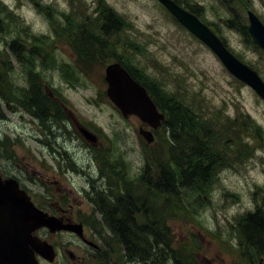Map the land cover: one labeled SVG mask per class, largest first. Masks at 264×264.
Masks as SVG:
<instances>
[{
  "label": "rangeland",
  "instance_id": "rangeland-1",
  "mask_svg": "<svg viewBox=\"0 0 264 264\" xmlns=\"http://www.w3.org/2000/svg\"><path fill=\"white\" fill-rule=\"evenodd\" d=\"M176 1L210 25L264 79V50L244 33L248 10L264 22V0ZM104 6L125 21L108 38L98 27ZM82 29L104 40L97 51L75 36ZM115 61L148 85L151 77L200 104L210 119L245 113L261 127L260 135L241 132L252 151L217 172L201 206L184 208L178 199L164 196L151 202L166 219L172 247L160 246L150 264H176L168 260L174 254L187 264H252L240 249L236 224L257 207V192L264 189V100L158 0H0L3 177L22 183L44 210L58 214L60 206L67 212L64 219L84 222L86 238L100 247L71 231L41 230L39 235L59 250L54 262L41 258V263L148 264L130 256L110 231L98 200L104 197L112 205L113 197L131 192L142 197L149 167L158 159L170 160L169 131L163 124L145 126L155 135L148 143L139 133L140 118L124 117L110 100L106 67ZM30 72L41 78V91L51 104L44 120L28 103ZM78 122L97 136L96 143L82 134Z\"/></svg>",
  "mask_w": 264,
  "mask_h": 264
},
{
  "label": "trees",
  "instance_id": "trees-1",
  "mask_svg": "<svg viewBox=\"0 0 264 264\" xmlns=\"http://www.w3.org/2000/svg\"><path fill=\"white\" fill-rule=\"evenodd\" d=\"M98 19L99 30L107 38L122 28L125 22L121 15L107 6L100 10ZM247 31L244 27V33L249 35ZM75 36L84 37L91 51H97L104 41L95 36L94 30L82 29ZM17 57L20 55L17 54ZM123 64L147 86L159 109L165 113L163 127L169 131L167 139L171 157L166 163L158 159L157 165L149 167L142 197L136 198L131 192L119 198L113 197L112 205L106 198L100 197L98 205L110 231L126 247L129 255L150 264L160 246L172 247L171 230L166 225V219L159 214L158 205L154 203L151 206V202H156L157 196H164L166 199H178L184 208L201 206L217 172L231 161H239L248 150L252 151V145L241 132L251 129L260 135L261 127L245 113L224 120L219 115L210 119L200 104L195 105L185 95L165 89L151 77L148 85L135 70ZM29 75L31 88L27 90L28 103L34 106L33 114L44 120L51 104L41 91V78L32 72ZM257 194V207L240 216L236 230L244 257L252 264H264V189ZM171 259L176 264L186 263L179 254L171 255L168 260Z\"/></svg>",
  "mask_w": 264,
  "mask_h": 264
},
{
  "label": "water",
  "instance_id": "water-1",
  "mask_svg": "<svg viewBox=\"0 0 264 264\" xmlns=\"http://www.w3.org/2000/svg\"><path fill=\"white\" fill-rule=\"evenodd\" d=\"M160 1L211 48L236 78L249 85L264 100V79L255 69L233 54L197 16L172 0ZM248 18L253 41L264 50V23L253 10H248ZM105 79L108 83L107 95L124 117L136 115L153 129L161 126L165 113L159 110L146 86L121 62L107 65ZM80 131L89 141L97 142V136L88 128L80 127ZM140 134L148 143L155 139L153 131L144 126L140 127ZM41 227H47L51 232L68 230L84 237L81 223H64L39 209L27 192L19 187L17 180L3 179L0 174V264H40L37 253L53 261L56 255L54 246L34 234Z\"/></svg>",
  "mask_w": 264,
  "mask_h": 264
},
{
  "label": "flooded vegetation",
  "instance_id": "flooded-vegetation-1",
  "mask_svg": "<svg viewBox=\"0 0 264 264\" xmlns=\"http://www.w3.org/2000/svg\"><path fill=\"white\" fill-rule=\"evenodd\" d=\"M159 1V0H158ZM175 3H177L178 5H180L181 7H183L181 4H179L176 0H173ZM160 2V1H159ZM161 3V2H160ZM162 4V3H161ZM183 8H185V7H183ZM186 9V8H185ZM188 11H190L189 9H187ZM190 12H192V13H194L195 15H197L195 12H193V11H190ZM198 16V15H197ZM79 123V122H78ZM78 125H80V124H78ZM0 173H1V175H2V177H3V173H2V171H1V169H0ZM4 179H6L7 177H3ZM9 178V177H8ZM17 180V179H16ZM18 181V180H17ZM19 182V181H18ZM19 184H20V188H22V189H24V190H26L25 188H23L22 187V183H20L19 182ZM27 191V190H26ZM27 193L30 195V193L27 191ZM31 196V195H30ZM31 199H32V201L34 202V204L38 207V208H40V209H42L43 211H46V212H48L47 210H44L43 208H41L40 207V204L39 203H37L36 201H35V199L34 198H32V196H31ZM56 211H58L59 213L58 214H56V213H54V214H52V213H50V212H48V214L49 215H51V216H56V217H59L60 219H62L63 220V222L64 223H81L82 225H83V234H84V237H81L83 240H84V242H86L88 245H90V246H92L93 248H96V249H100V247L97 245V244H95L93 241H90V240H88L87 238H86V236H85V224H84V222H76V220H73L71 217H69L68 219H64L63 218V215H65L67 212L65 211V209H63V208H61L60 206H59V208L56 210ZM75 221V222H74ZM42 230V229H41ZM55 247V249H56V252H57V254H59V250H58V248H57V246H54Z\"/></svg>",
  "mask_w": 264,
  "mask_h": 264
},
{
  "label": "clouds",
  "instance_id": "clouds-1",
  "mask_svg": "<svg viewBox=\"0 0 264 264\" xmlns=\"http://www.w3.org/2000/svg\"><path fill=\"white\" fill-rule=\"evenodd\" d=\"M11 2V0H5V3H10Z\"/></svg>",
  "mask_w": 264,
  "mask_h": 264
}]
</instances>
